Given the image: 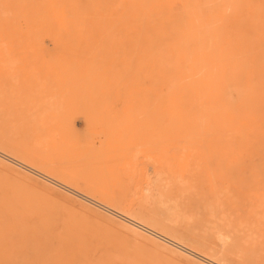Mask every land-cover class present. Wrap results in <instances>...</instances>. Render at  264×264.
Returning a JSON list of instances; mask_svg holds the SVG:
<instances>
[{"label":"rangeland","instance_id":"rangeland-1","mask_svg":"<svg viewBox=\"0 0 264 264\" xmlns=\"http://www.w3.org/2000/svg\"><path fill=\"white\" fill-rule=\"evenodd\" d=\"M54 11L57 30L4 34L0 12V264H207L128 214L264 264V0Z\"/></svg>","mask_w":264,"mask_h":264},{"label":"bare ground","instance_id":"bare-ground-1","mask_svg":"<svg viewBox=\"0 0 264 264\" xmlns=\"http://www.w3.org/2000/svg\"><path fill=\"white\" fill-rule=\"evenodd\" d=\"M66 0H1V34L12 32V33H40L46 32L49 30H57L58 26H55L52 21L51 16V7L57 10V15L60 10V3ZM58 23V22H57ZM23 41V40H22ZM250 101L251 99L248 98ZM254 106L250 105V103L246 100L242 101L239 108L241 122L249 120L248 112L249 109H252ZM240 123V121H238ZM262 127V126H261ZM260 127V128H261ZM259 129V128H258ZM7 155V154H6ZM6 159V158H5ZM15 159V158H14ZM7 160V159H6ZM11 162V160H9ZM18 166V165H17ZM50 181V180H49ZM52 182V181H51ZM85 196V195H83ZM89 197V196H88ZM97 202V201H95ZM161 204V203H160ZM104 205V204H103ZM102 206V205H101ZM107 207V206H105ZM104 207V208H105ZM113 209V208H112ZM106 210V209H105ZM169 210V209H167ZM108 211V210H107ZM113 211V210H112ZM117 211V210H116ZM115 212V211H113ZM109 211V213L118 216L117 214ZM117 213V212H116ZM122 216V213H120ZM125 214V213H124ZM129 215V214H128ZM128 215H123L120 217L122 221L127 223L128 225L121 224L131 230L134 233H138L135 228L145 231L146 233L163 240L164 242L183 250L185 253L190 255L191 257L198 258L207 264H213L214 260H211L198 252L180 244L175 239L162 234L153 228H150L145 223L136 220ZM47 255V253H46ZM221 262V261H220Z\"/></svg>","mask_w":264,"mask_h":264}]
</instances>
